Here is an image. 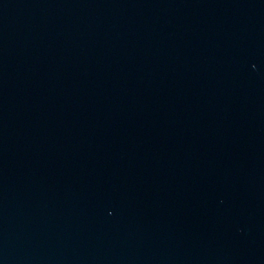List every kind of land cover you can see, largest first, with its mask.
<instances>
[{
  "label": "water",
  "instance_id": "1",
  "mask_svg": "<svg viewBox=\"0 0 264 264\" xmlns=\"http://www.w3.org/2000/svg\"><path fill=\"white\" fill-rule=\"evenodd\" d=\"M0 264H264V0H0Z\"/></svg>",
  "mask_w": 264,
  "mask_h": 264
}]
</instances>
